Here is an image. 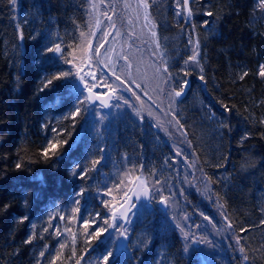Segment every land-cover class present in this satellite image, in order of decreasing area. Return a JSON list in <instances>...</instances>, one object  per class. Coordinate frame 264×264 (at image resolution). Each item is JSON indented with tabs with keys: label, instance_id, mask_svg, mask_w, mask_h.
I'll return each mask as SVG.
<instances>
[{
	"label": "trees",
	"instance_id": "1",
	"mask_svg": "<svg viewBox=\"0 0 264 264\" xmlns=\"http://www.w3.org/2000/svg\"><path fill=\"white\" fill-rule=\"evenodd\" d=\"M256 3L257 0H194L191 23L196 25L201 40L200 63L205 76L201 81L199 68L192 66L186 77L180 71L191 55L187 46L191 26L183 17L176 16V0H149L148 12L156 25V39L166 52L170 71L177 82L189 81L173 111L184 125L181 131L187 134L184 137L190 153L205 178L211 177V182L206 180L211 196L215 197L213 206L224 212L233 225L227 229V222L213 213L211 204L177 181L172 146L156 125L146 119L140 121L130 110H124L101 128L105 135L97 139L92 131H84L80 123L73 129L71 120L63 119L76 101V93L69 91L65 81L38 92L43 77L70 70L59 59L55 63L44 59L42 47L61 43L67 49L66 55L73 52L80 42V32L89 30L87 0H17L15 9L8 0H0V264H36L38 258L41 264H49L61 243L65 248L57 264H75L78 259L81 264H97L105 249L113 245L105 238L104 242H93L92 248L84 252L88 241L79 227L81 221L68 219L74 206L73 193L80 187L88 189L81 202L84 217L97 211L106 214L108 210L102 207L97 188L118 171L121 174L133 165L137 170L132 176L142 172L153 188L166 185L168 188L161 194L173 196L179 210L162 211L151 192V203H140L148 208L140 207L133 216L128 244L116 251L113 264H241L242 254L235 243V237L243 235L240 227L252 229L243 241L250 257L244 264H264L261 247L264 225H260L264 219L261 212L264 208V124L259 123L264 118V78L256 75L258 65L264 63V12L256 9ZM203 11H212L215 15L209 18ZM204 19L210 20L211 29L201 26ZM17 24L23 29L22 42L17 40ZM37 33H40L37 39H29ZM17 44L19 56L14 47ZM245 70L249 75L240 80L238 77ZM176 87L178 90L179 83ZM222 105L231 111H225ZM45 121L73 133L70 143L74 148L59 164L55 176L53 169L39 158L40 147L46 143L45 135H52L50 129L45 132L41 128ZM220 121L233 129L231 133L225 130L223 138L217 131ZM246 131L250 133L249 138L241 145L240 136ZM188 141L192 142L191 146ZM97 144L106 148L99 172L91 173L88 181L70 178L68 167L73 162L87 163ZM224 156L228 157L227 163ZM20 157L25 158L26 166L16 170L15 163ZM246 161L249 166L242 170L241 165ZM220 163H224L223 168L216 167ZM141 164L143 169L139 167ZM33 176H43L45 184L33 180ZM155 180L161 183L155 185ZM174 185L178 189L169 191ZM25 195L29 199L28 209L23 207ZM4 204L9 205L7 210ZM220 204L224 207H219ZM25 212L30 222L18 224L16 218ZM56 212L63 213L65 218L61 220L56 215L53 227L41 239L40 233L48 225L49 215ZM180 212L197 215L193 224L200 225L203 237L208 236L206 262L201 260L197 249L185 251L174 218ZM200 213L209 216L212 222L204 220ZM31 223L36 224V238L31 244H24L33 231ZM252 225L258 227L252 228ZM56 227L61 230L60 237L55 236ZM45 245L49 246L47 250ZM42 250L46 251L44 258L39 257Z\"/></svg>",
	"mask_w": 264,
	"mask_h": 264
},
{
	"label": "snow or ice",
	"instance_id": "2",
	"mask_svg": "<svg viewBox=\"0 0 264 264\" xmlns=\"http://www.w3.org/2000/svg\"><path fill=\"white\" fill-rule=\"evenodd\" d=\"M9 4L15 9L17 6V0H8ZM138 7L144 10V19L146 21L145 27H150L149 31L151 36L154 38V48L151 51V55L154 59L153 67V76L156 81V89L161 93H166L167 98L169 99V108H172L177 102V98L181 97L189 84L187 79H183L182 82H177L173 73L170 71L169 60L166 56V52L162 49L160 41L155 39L157 33L155 31L156 25L150 19V14L148 9L150 7L149 0H137ZM194 0H176V16L183 17L191 26V32L189 33V39L187 46L190 47L192 54L187 57V60L184 61V67L180 69L183 72L184 76H188L190 74V69L192 66L199 68L200 76L199 79L201 81L205 80V76L203 75L204 69L200 63L201 56V40L199 38V34L197 32V27L195 24L191 23L194 17L193 4ZM93 8H95V3L91 4ZM256 9L264 12V0H257ZM254 9L253 11H255ZM113 11H115L113 9ZM202 14L206 17H213L215 15L212 11H203ZM108 21L109 31H104L100 40L102 42H98L93 44L92 37L96 36L97 33L94 29L89 33H85L81 31L79 34L80 42L75 45L73 49V53L66 55L67 49L61 43H52V46H48L45 44L42 47L41 55L44 59L55 63L57 59L63 61L65 64H70L73 66L75 71H56L54 73H49L45 77L42 78V86L38 89V92L43 93L45 90L53 87L58 81H65L66 86H69V91L72 93H76V101L72 106V110L63 117V119H70L72 123L73 129H75L76 125L80 123L83 126V130L88 132L92 131L93 134L97 137V139L102 138L105 135V132L101 130V126L105 125V122L111 117V108L119 107V105H112L110 102L113 99H123V97L118 95V91L121 87H124L127 91H132V88L129 86V82L136 84L135 80L132 79V62L131 57L123 54V52L117 54V59L114 60L110 51L114 50V45L111 46L110 51H106L103 53V58H101V50L105 48L109 38L114 41L116 37L121 35L120 29L117 28V25L113 21V16L104 14ZM25 24L28 23L26 20ZM100 23L99 20H96V25L98 26ZM185 25L184 27H187ZM202 27L207 26L211 29V22L209 19H204L202 21ZM91 27V26H90ZM17 31V40L23 41L25 39L23 29L20 24L16 25ZM40 33L36 35L30 36L29 39H37ZM51 43V42H50ZM126 47H131V45L126 44ZM17 49V56H19V48L20 45H14ZM52 54V55H49ZM119 61H123L121 65ZM18 63V61H17ZM87 65L90 71H84L83 66ZM102 66L105 71H97L96 69ZM189 69V70H185ZM137 72H139V68H137ZM127 76L128 79H124V76ZM249 75L247 70L243 71L239 75V79L243 80L245 77ZM256 75L261 78H264V63H260L258 65V69L256 71ZM109 77L114 78L112 82H109ZM19 80V77H17ZM70 82V83H69ZM118 82V83H117ZM176 83H179V89L177 90ZM137 88H140V84H136ZM99 89H105L104 91H100ZM85 93H87L85 95ZM135 96L136 93L133 92ZM82 97V98H81ZM139 100V97H136ZM62 100L58 98V101ZM124 104L128 105L129 101L124 100ZM225 111H231V109L227 105H222ZM134 111L135 105H130ZM102 109H108L107 112H102ZM172 119L174 121V126H178L180 130H183L184 125L180 123L178 119V113L171 112ZM92 118L89 120V118ZM142 119V117H141ZM260 124H264V118L259 120ZM41 128L47 132L49 129L51 130V137L45 135L44 139L46 143L42 144L39 150V158L43 163L49 165L53 169V175L55 176V170L58 168L59 164L67 159L72 149L74 148V144L70 143V140L73 139L72 132H66L64 128H57L52 125L51 121H45L42 123ZM225 130L227 133L232 132V126L224 121L218 122L217 131L219 132L221 138L225 135ZM66 132V135H65ZM182 135H187L182 131ZM250 133L244 132L243 135L240 136L239 143L243 145L245 141L249 138ZM189 146H191L192 142L188 141ZM19 152V149L17 150ZM106 148L97 144L95 149L93 150V154L90 155L87 163L82 162H73L70 167H68L67 172L70 178L72 179H80L83 181H88L91 173L99 172V166L102 164L105 159L104 153ZM99 153V155H95V153ZM176 156L182 155L180 150H177L175 153ZM124 159L127 160L128 157L125 154ZM25 158L20 157L19 160L15 163L16 170H22L25 168ZM228 157L224 156V162L227 163ZM35 162V161H29ZM264 162V161H262ZM167 163V159L165 160ZM195 163V162H193ZM193 165L190 164L189 167ZM248 162L241 165L242 170H246L248 167ZM140 169H143L144 165L141 164ZM217 168H223L224 163H220L216 165ZM137 170L136 166L133 165L131 168L125 169L123 173L120 174L119 182H114L111 186L108 184H104L102 187L97 188V193L100 197V203L104 209H107V213H102L101 211L95 212L94 215H89L88 217H84L82 214L81 202L82 198L88 192V189L85 187H80L78 191H74L72 197L73 207L71 209V216L69 219L75 220L79 219L81 222L79 227L83 229V235L86 237L88 241V248L84 249V252H88L89 249L92 248L93 242L101 243L105 241L107 238L108 241H111L113 247L106 248L105 253L102 255L101 259L97 262V264H113V261L116 256V246L124 247L123 244L120 243L121 238L126 240L128 238L129 225L132 223V216L135 215L134 209L138 208V205L133 202V198L136 201L141 200L143 197L148 203H151V197H149L147 181L142 179L143 173L141 172L140 176L132 177V173ZM31 171V169H29ZM155 172V170H153ZM211 182V177H206ZM33 180L39 181L41 184H45V178L43 176H33ZM135 182V186L133 185ZM155 185H159L161 183L160 180H155L153 182ZM153 193L156 195H160L159 203L167 205L168 198L163 196L155 187L152 189ZM116 193V195H113ZM103 197H110V199H103ZM119 197V199H117ZM29 199L28 196L25 195L23 198V207L25 209L29 208ZM9 207L8 204H4V210H7ZM140 207L147 210L148 205H141ZM219 207L223 208L224 205L220 204ZM261 212L264 213V208L261 209ZM59 215L60 219L63 220V213H52L48 218V225L42 229L40 233L41 239H43V234L49 231V228L53 227L52 221L55 216ZM203 216L204 220L212 222L209 216L204 215V213H200ZM224 220L227 222L225 227L227 229H231L233 227L232 223L229 221V217L221 212ZM187 219V217H185ZM16 221L18 224H24L26 221L30 222V216L27 212L24 215L17 217ZM123 221V222H121ZM260 225H264V219L260 220ZM176 227L183 233L185 238L189 237V233L184 231V228L180 223L176 224ZM215 227V225H213ZM258 227L257 225H252V228ZM31 228L33 231L27 236V238L23 241L24 244H31L33 240L36 238V224L31 223ZM111 230V232H110ZM251 228L240 227L239 231L243 235H237L235 237V243L237 245L238 251L242 254L241 256V264L249 261L250 257L246 251L245 245L243 243L244 239L247 236V233L251 231ZM115 236V239L113 238ZM55 236H61V230L59 227L55 228ZM73 244L76 241V235H72ZM199 243H207L206 237H200ZM45 250L48 249V245H45ZM261 247L264 248V243L261 244ZM65 248V244L61 243L59 245V249L56 254L52 256L49 264H57V260L62 255V250ZM187 245L185 246V251H187ZM46 255V251H40L39 257L44 258ZM73 256H75V249L73 248ZM83 255V254H82ZM36 264H41V260L38 258L36 260ZM75 264H81V260H76Z\"/></svg>",
	"mask_w": 264,
	"mask_h": 264
},
{
	"label": "rangeland",
	"instance_id": "3",
	"mask_svg": "<svg viewBox=\"0 0 264 264\" xmlns=\"http://www.w3.org/2000/svg\"><path fill=\"white\" fill-rule=\"evenodd\" d=\"M93 2L96 5L95 8L91 6ZM113 9L115 11H113ZM87 12L89 26L87 33L92 31V29H94L97 33L96 36L92 37L93 44L102 42L100 37L102 36L103 32L110 30L108 21L104 14L107 13V15L113 16V21L117 25V28L120 29L121 35L116 37L114 41L110 37L109 40L105 42L106 46L101 50V58H103V53L110 51L111 46L114 45V50L110 51L113 59L116 60L117 54L121 52L130 56L132 62V79L135 80L136 84L141 85L140 88H137L136 84L129 82V86L132 88L131 92L127 91L124 87L119 89L118 95L123 97V99H113L110 102L112 105L118 104L119 107L111 108V117L105 122V125L101 126V128L106 127L112 118L124 110H130L140 121L146 119L152 124L156 125L157 130L163 134V136L169 141L170 146H172L174 162L177 167V181L189 186V188L194 190L198 196L211 204L209 206L213 208V213L216 216H219L221 221H223L224 219H222L220 209L216 205H214V208L212 204L215 197L211 196L207 180L199 168L196 159L190 153L185 137L181 134L182 131L178 128V126H174V121L172 119V115L170 114L173 112L174 106L169 108V99L167 98L166 93H161L159 90H154L156 89V81L153 76L152 65L155 58L152 57L151 51L155 45L153 43L154 38L151 36L149 31L151 26L145 27L146 21L144 19V10L138 7L137 0H87ZM96 20L100 21L98 26L96 25ZM126 44L131 45V47H126ZM69 58H71V56H69ZM119 63L122 65L123 61H119ZM67 66L70 70L75 71L72 65L67 64ZM137 68H139V72H137ZM83 70L90 71L92 69H89L87 65H84ZM96 70L98 72L105 71L102 66H99ZM123 78L128 79L126 75ZM108 79L111 83L114 78L109 77ZM99 90L104 91L105 89ZM133 92L136 93L135 96L133 95ZM137 96L139 97V100H137ZM124 100H128L129 104H124ZM130 105H135V109L138 110V114L133 110L132 107H130ZM101 111L107 112L108 109H102ZM177 150H180L182 155L176 156L175 153ZM190 164L193 166L189 167ZM120 172L121 171H118V173L114 175L113 178H110V180L105 183L108 184V186H111L114 182H119ZM140 175L141 174H138L136 176ZM142 179L145 180L143 175ZM147 185L150 187L151 192L153 193V187L150 186L148 182ZM167 188L168 187L166 185H161L156 189L160 193H164L165 189ZM175 188L178 189V186H170L169 191ZM153 194L156 195L155 193ZM113 195H116V193H113ZM156 197V201H158L160 199V195H156ZM104 199H110V197H104ZM117 199H119V197H117ZM136 204L138 205V208L133 210L134 213H136L140 208V203ZM165 206L171 211L178 212L179 210V206L177 205L173 196L168 198V203ZM196 216L197 215H183L180 212L175 214L174 218L177 219L175 221L176 224L180 223L184 228V231L189 233V237L185 238L183 233L180 231V235L184 241V244L185 246L187 245L188 250L186 252H189L195 248L197 249V253L200 254L201 260L206 262L207 255L205 256L204 252L208 250L207 254H209V240L207 239V243H199V239L200 237H203L204 231L200 228V225L193 224L194 218H196ZM185 217H187V219H185ZM130 226L131 224L129 225L128 236H130ZM208 229H210V227ZM65 230L67 231L68 229L65 228ZM227 234L229 233L227 232ZM113 237L115 239L114 235ZM117 250L118 248L116 246V251Z\"/></svg>",
	"mask_w": 264,
	"mask_h": 264
},
{
	"label": "water",
	"instance_id": "4",
	"mask_svg": "<svg viewBox=\"0 0 264 264\" xmlns=\"http://www.w3.org/2000/svg\"><path fill=\"white\" fill-rule=\"evenodd\" d=\"M86 94H87V93H85V95H86ZM133 186H135V182H134ZM147 187H148V186H147ZM148 193H149V197H150V190H149V188H148ZM139 201H140V202H143V203H147V202H148V201L145 200L143 197H142L141 200H139ZM133 202H137V201L135 200V198H133ZM158 205H159V207H160L162 210H165V204H161V203L158 202ZM127 241H128V238H127L126 240H124L123 238H121L120 243L123 244V245H125V244L127 243ZM118 248H123V247H120V246L118 245Z\"/></svg>",
	"mask_w": 264,
	"mask_h": 264
}]
</instances>
